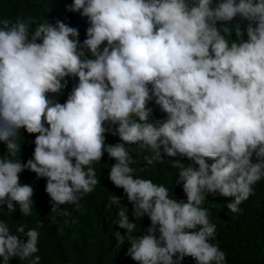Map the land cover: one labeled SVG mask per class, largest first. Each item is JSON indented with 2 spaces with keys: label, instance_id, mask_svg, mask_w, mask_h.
<instances>
[{
  "label": "clouds",
  "instance_id": "1",
  "mask_svg": "<svg viewBox=\"0 0 264 264\" xmlns=\"http://www.w3.org/2000/svg\"><path fill=\"white\" fill-rule=\"evenodd\" d=\"M68 10L87 18L82 43L61 20L0 19V213L19 205L32 216L25 170L46 178L53 213L79 210L107 153L108 179L132 205L130 219L124 197L107 198L112 224L126 230L114 232L117 247L127 240L137 264H227L203 205L233 198L226 207L239 214L264 180V0H73ZM69 78L77 82L61 103ZM22 131L35 136L26 163ZM106 133L120 142L106 143ZM136 154L149 167L167 159L186 200L138 175ZM145 217L150 225L134 235ZM43 226L12 234L0 219L2 264H41Z\"/></svg>",
  "mask_w": 264,
  "mask_h": 264
},
{
  "label": "trees",
  "instance_id": "2",
  "mask_svg": "<svg viewBox=\"0 0 264 264\" xmlns=\"http://www.w3.org/2000/svg\"><path fill=\"white\" fill-rule=\"evenodd\" d=\"M72 2L73 0H0V19L14 20L22 15L38 19L45 17L50 22L61 20L78 28L82 43L86 39V29L89 25L87 18L68 10ZM76 82L69 78L67 89L60 97H56L61 103L67 99ZM149 106L153 107L156 119L164 118L158 106L154 103ZM34 139V135L21 132L22 147L17 158L20 157L24 163L33 157ZM118 142V136L106 133V143ZM6 154V145L0 142V156ZM134 160L132 167L137 170L138 175L152 179L158 184H165L171 197L186 200L182 186L175 185L178 171L169 165L167 159L163 164L151 167L143 160V155H134ZM114 163L115 161L105 153L102 161L94 165L97 176L101 179L96 190L79 202V210L76 205H63L62 212L57 213L52 212L50 197L45 191L46 178H37L35 173L25 170L20 174V180L34 188L32 216L23 217L19 205H16L14 213L8 212L5 206V211L0 213V219L8 224L12 234H16L15 229L20 224H24L26 228H34L38 221H43L44 226L39 229L41 235L37 253L41 256V264H137L126 255L130 247L127 240L117 247L114 232L119 231L124 235L126 230L112 224L116 215L115 207L110 210L105 208L109 196L116 194L124 197L121 203L129 209V218L132 219V205L124 196L123 189L116 188L108 179V171ZM208 199L203 206L211 210L210 220L217 226V237L213 243L218 242L220 248L227 253V264H264V180L255 186V195L240 205L239 214L229 212L226 207L227 202L233 198L218 196L211 201L213 197L209 196ZM149 225L150 220L147 217L137 221V231L134 235H138ZM20 239L26 242L27 237L21 235ZM10 264L21 262L18 258H13ZM183 264H195V261L186 257Z\"/></svg>",
  "mask_w": 264,
  "mask_h": 264
}]
</instances>
